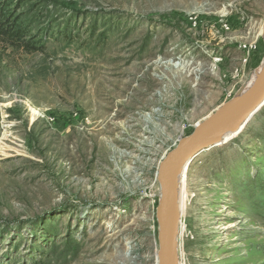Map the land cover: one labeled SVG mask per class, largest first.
Instances as JSON below:
<instances>
[{
  "label": "rangeland",
  "instance_id": "1",
  "mask_svg": "<svg viewBox=\"0 0 264 264\" xmlns=\"http://www.w3.org/2000/svg\"><path fill=\"white\" fill-rule=\"evenodd\" d=\"M15 6L43 49L0 39V264H158L159 165L264 66V0ZM178 187L179 264H264V106Z\"/></svg>",
  "mask_w": 264,
  "mask_h": 264
},
{
  "label": "water",
  "instance_id": "2",
  "mask_svg": "<svg viewBox=\"0 0 264 264\" xmlns=\"http://www.w3.org/2000/svg\"><path fill=\"white\" fill-rule=\"evenodd\" d=\"M264 106V69L251 93L232 110L214 114L187 138L181 139L174 151L160 163L157 180L161 195L157 211L159 223L158 264H179L178 243L181 213L175 181L179 169L227 134L236 135Z\"/></svg>",
  "mask_w": 264,
  "mask_h": 264
},
{
  "label": "trees",
  "instance_id": "3",
  "mask_svg": "<svg viewBox=\"0 0 264 264\" xmlns=\"http://www.w3.org/2000/svg\"><path fill=\"white\" fill-rule=\"evenodd\" d=\"M19 2L22 3V0L0 1V39L9 45L23 47L28 51H39L43 47L31 41H24L27 30L13 19V6L18 5Z\"/></svg>",
  "mask_w": 264,
  "mask_h": 264
},
{
  "label": "bare ground",
  "instance_id": "4",
  "mask_svg": "<svg viewBox=\"0 0 264 264\" xmlns=\"http://www.w3.org/2000/svg\"><path fill=\"white\" fill-rule=\"evenodd\" d=\"M262 33L264 34V27L262 29ZM176 66L178 67L179 65L176 64ZM188 67V66H187ZM182 68H185V64L182 65ZM180 69V68H179ZM264 69V66L257 72H255L251 79H250V82H248V84L246 85V87L238 94V96L236 97L235 100H233L231 103H229L225 108H223L222 110H220L218 113L216 114H219V113H222V112H225V111H229V110H232L234 107H236L239 103H241L250 93L251 91L254 89L258 79H259V76L261 75L262 71ZM113 98V97H112ZM233 136V134H227L225 135L222 139H220L218 142H216V146H219L221 145V143L225 142L226 139H229V137ZM197 158V157H196ZM196 158L192 159L191 161L195 160ZM187 162L186 164H184L180 169L179 171L177 172V175H176V181H175V188H176V192H177V196H178V199H179V187H178V181L179 179L183 176V174L185 173V171L187 170V167L189 166V163L191 162ZM179 207H180V203H179ZM181 213V211H180ZM181 222V221H180ZM232 227L234 225H231ZM178 262H179V256H178ZM157 263H158V252H157Z\"/></svg>",
  "mask_w": 264,
  "mask_h": 264
}]
</instances>
